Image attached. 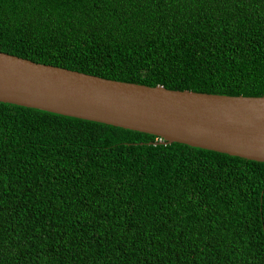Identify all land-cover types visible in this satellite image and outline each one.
<instances>
[{
	"label": "trees",
	"instance_id": "16d2710c",
	"mask_svg": "<svg viewBox=\"0 0 264 264\" xmlns=\"http://www.w3.org/2000/svg\"><path fill=\"white\" fill-rule=\"evenodd\" d=\"M0 52L264 96V0H0ZM0 264H264V162L0 102Z\"/></svg>",
	"mask_w": 264,
	"mask_h": 264
},
{
	"label": "water",
	"instance_id": "95a60500",
	"mask_svg": "<svg viewBox=\"0 0 264 264\" xmlns=\"http://www.w3.org/2000/svg\"><path fill=\"white\" fill-rule=\"evenodd\" d=\"M0 102L264 162V96L150 87L0 52Z\"/></svg>",
	"mask_w": 264,
	"mask_h": 264
},
{
	"label": "bare ground",
	"instance_id": "6f19581e",
	"mask_svg": "<svg viewBox=\"0 0 264 264\" xmlns=\"http://www.w3.org/2000/svg\"><path fill=\"white\" fill-rule=\"evenodd\" d=\"M4 53V52H3ZM7 54V53H6Z\"/></svg>",
	"mask_w": 264,
	"mask_h": 264
}]
</instances>
